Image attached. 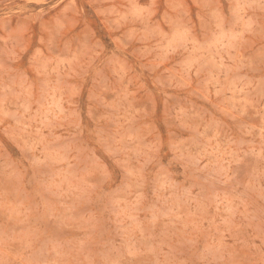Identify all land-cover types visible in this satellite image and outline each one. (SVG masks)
<instances>
[{
	"label": "rangeland",
	"instance_id": "1",
	"mask_svg": "<svg viewBox=\"0 0 264 264\" xmlns=\"http://www.w3.org/2000/svg\"><path fill=\"white\" fill-rule=\"evenodd\" d=\"M0 264H264V0H0Z\"/></svg>",
	"mask_w": 264,
	"mask_h": 264
}]
</instances>
